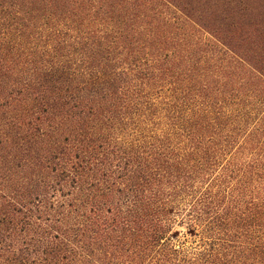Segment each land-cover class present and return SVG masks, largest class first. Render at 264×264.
<instances>
[{
    "label": "trees",
    "instance_id": "1",
    "mask_svg": "<svg viewBox=\"0 0 264 264\" xmlns=\"http://www.w3.org/2000/svg\"><path fill=\"white\" fill-rule=\"evenodd\" d=\"M0 264H264V0H0Z\"/></svg>",
    "mask_w": 264,
    "mask_h": 264
}]
</instances>
